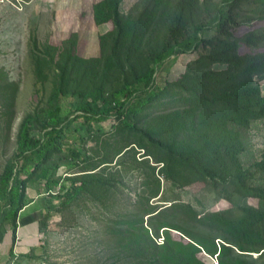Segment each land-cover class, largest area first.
<instances>
[{"label": "trees", "instance_id": "1", "mask_svg": "<svg viewBox=\"0 0 264 264\" xmlns=\"http://www.w3.org/2000/svg\"><path fill=\"white\" fill-rule=\"evenodd\" d=\"M123 1L93 4L94 22L113 25L99 36L97 56L79 55L75 35L62 45L32 40L35 76L50 90L44 106L23 118L13 154L0 174V245L7 225L13 239L29 227L18 225L20 211L33 202L27 188L40 173L46 174L57 153L63 150L84 173L50 179L49 191L57 188L58 192H49V197H63L65 204L86 193L107 207L123 178V173L107 171L109 164L119 157L116 163L123 164L134 144L157 165L134 156L139 164L147 165L142 167H148L146 175L154 179L147 181V188L133 201L141 213L131 210L125 220L118 214L110 226V235L121 247L120 258L125 257L128 264H208L199 256L202 247L211 255L218 254L216 264H234L227 259L233 249L224 243L218 252V246L205 237L192 236L197 244L175 239L167 227H176L164 215L172 207L186 206L173 203L159 209L151 199L161 193V177L183 186L210 179L226 196L227 185L232 186L234 194L257 198L261 207L240 204L237 215L213 211L197 221L230 238L240 250L264 247V184L252 183L241 160L248 130L264 118V94L257 80L264 74V29L235 34L234 29L242 24L238 19L242 0H139L127 12ZM253 2L256 7L246 21L264 19V0ZM211 30L217 33L206 36ZM241 44L252 50L241 52ZM185 48H204L205 52L190 61L177 79H158L164 64ZM19 90L20 84L0 67V138L6 143L16 118ZM69 97L79 99L75 108L65 104ZM157 102L173 108L153 117L151 109ZM114 116L120 120L115 145L105 144L104 151L93 148L96 156L83 153L79 146L64 147L62 136L68 132L76 141L84 139L72 129L76 122L83 120V129L87 122L91 125ZM39 127L41 136L36 135ZM257 168L264 173V155ZM54 209L49 200V216ZM161 230L164 236L159 242ZM35 234L38 238L40 231Z\"/></svg>", "mask_w": 264, "mask_h": 264}, {"label": "rangeland", "instance_id": "2", "mask_svg": "<svg viewBox=\"0 0 264 264\" xmlns=\"http://www.w3.org/2000/svg\"><path fill=\"white\" fill-rule=\"evenodd\" d=\"M99 0H0V67H3L9 77L20 84L16 103V118L13 122L11 135L7 143L0 138V174L6 160L13 154L17 142L19 126L29 112L36 108H42L45 104L49 86L45 87L39 82L34 73V66L30 55L32 40L49 42L53 45L62 43L75 35L78 41L77 53L84 57L97 56L100 53L99 36L110 30L113 25L107 23L97 25L93 18V4ZM139 0H124L123 10L129 11ZM220 0H214L219 3ZM256 7L252 0H242L239 4L241 25L234 29L237 36L254 29H264V19L246 21L249 15H253L251 8ZM215 30L207 31L206 36L215 35ZM252 49L241 44L240 51ZM201 51H192L190 48L182 50L175 60L167 61L158 71V79H177ZM264 94V74L257 76ZM77 99V100H76ZM69 97L65 104L75 108L79 99ZM75 104V105H74ZM173 106L169 103H155L151 113L155 117L158 113L169 111ZM42 119L45 114L42 113ZM152 117V118H153ZM80 120L73 126L77 134L84 136L83 140L76 141L72 132L62 136L64 147L68 145L79 146L83 153L95 155L93 148H102L105 144L115 145L118 135H114L120 120L115 116L108 120L86 123L80 129ZM80 129V130H79ZM41 136V128L36 131ZM76 142V143H75ZM246 150L241 155V160L246 169L251 173L253 184H264V173L257 168V163L264 155V118L253 122L247 132ZM134 146L135 150H132ZM131 153L123 159V164L110 163L107 171L123 173L119 188L107 201V207L100 202L91 199V196L82 193L71 202L61 203L63 197H49L48 193H57L58 189L49 191V180L63 176L84 173L76 164H72L67 153L63 150L55 155L52 165L46 174L40 173L36 180L27 188L28 195L33 202L26 205L19 213L18 225H26V231L17 232L13 239V230L7 225L5 241L0 245V264H128L125 257L120 258V250L117 239L110 235V226L119 219L118 214L124 215L132 212L141 213V210L133 205L137 194L142 193L147 187V181L151 179L146 172V164H139V160L149 158V165H157L153 157L144 156V151L138 146L132 145ZM5 149L6 153L3 152ZM134 156L136 157L135 160ZM55 164H57L55 166ZM43 172V171H42ZM161 193L151 199V204H158L159 209L170 206L173 203L186 207H172L165 213L168 223H172L176 229H171L173 237L177 240L195 242L194 237H205L209 243L214 242L220 251V244L224 243L233 249L227 257L234 264H264V247L258 251L240 250L228 238L219 231L208 226H202L197 218L213 211H228L239 214L240 204L253 205L260 208L262 203L253 197H242L234 194L232 186L227 185V196L223 190L216 189L210 179H204L183 186L174 180L161 177ZM52 201L55 209L49 216L47 212L48 201ZM192 209L190 212L186 210ZM131 212V213H132ZM150 215V214H149ZM145 216L146 224L148 216ZM126 228L125 224H122ZM25 229V228H24ZM23 229V231H24ZM40 231V236L35 233ZM161 238L164 233L161 230ZM22 238H26L23 240ZM40 238V239H39ZM20 241V242H19ZM195 244H197L195 242ZM198 247H201L200 245ZM218 254L211 255L202 247L200 258L208 264L218 263ZM15 262L12 263V260ZM238 258L239 260H236Z\"/></svg>", "mask_w": 264, "mask_h": 264}, {"label": "crops", "instance_id": "3", "mask_svg": "<svg viewBox=\"0 0 264 264\" xmlns=\"http://www.w3.org/2000/svg\"><path fill=\"white\" fill-rule=\"evenodd\" d=\"M7 235V234H6ZM23 240H25L26 238H22ZM20 242V241H19ZM17 257H14V260H12V263H14L15 262V259H16ZM24 264H27V261H24L23 262Z\"/></svg>", "mask_w": 264, "mask_h": 264}]
</instances>
